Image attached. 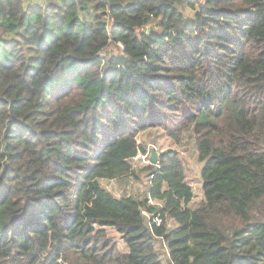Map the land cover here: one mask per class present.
Instances as JSON below:
<instances>
[{"label":"trees","instance_id":"16d2710c","mask_svg":"<svg viewBox=\"0 0 264 264\" xmlns=\"http://www.w3.org/2000/svg\"><path fill=\"white\" fill-rule=\"evenodd\" d=\"M186 7L0 0V264H264V0ZM150 128L193 135L196 206L173 149L101 186Z\"/></svg>","mask_w":264,"mask_h":264},{"label":"rangeland","instance_id":"374dc122","mask_svg":"<svg viewBox=\"0 0 264 264\" xmlns=\"http://www.w3.org/2000/svg\"><path fill=\"white\" fill-rule=\"evenodd\" d=\"M202 2L203 0H193L195 9L186 7L185 13L188 16H192L197 6ZM138 141L145 147V152L147 153V157L145 159H141V156L136 155L130 162L132 167L136 169L138 177L126 176L119 179H101L99 180L101 186L116 197L134 196L137 198H143L147 195L149 172L141 171L140 168L148 164H152L150 160V153L152 150L156 153V162L153 165H157L159 155L164 150L173 149L178 153L182 160L186 180L191 185L193 190V198L190 205L196 206L202 197L201 180L199 176L200 163L197 161L195 142L190 130L184 132L180 141H175L168 137L163 130L150 128L140 133ZM109 233L111 236L115 237L118 246L125 249V245L121 242L117 235H115L111 230ZM156 246L158 247L157 250L160 252V255L164 256L165 259L166 254L164 248L160 247L158 242H156Z\"/></svg>","mask_w":264,"mask_h":264},{"label":"water","instance_id":"95a60500","mask_svg":"<svg viewBox=\"0 0 264 264\" xmlns=\"http://www.w3.org/2000/svg\"><path fill=\"white\" fill-rule=\"evenodd\" d=\"M150 160H151L152 164H155V162H156V153L153 150L150 153Z\"/></svg>","mask_w":264,"mask_h":264},{"label":"built area","instance_id":"2783aa9c","mask_svg":"<svg viewBox=\"0 0 264 264\" xmlns=\"http://www.w3.org/2000/svg\"><path fill=\"white\" fill-rule=\"evenodd\" d=\"M138 156H141V159H145L147 157V153H138ZM152 201H150L151 203Z\"/></svg>","mask_w":264,"mask_h":264},{"label":"crops","instance_id":"0c3cea01","mask_svg":"<svg viewBox=\"0 0 264 264\" xmlns=\"http://www.w3.org/2000/svg\"><path fill=\"white\" fill-rule=\"evenodd\" d=\"M25 1H27V2H28V1H32V2H33V1H35V2H40L41 0H25Z\"/></svg>","mask_w":264,"mask_h":264}]
</instances>
